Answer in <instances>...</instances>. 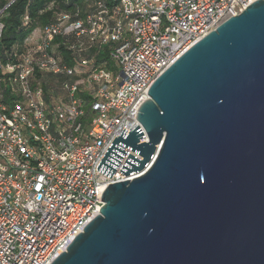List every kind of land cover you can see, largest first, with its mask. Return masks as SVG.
<instances>
[{
	"label": "built area",
	"instance_id": "built-area-1",
	"mask_svg": "<svg viewBox=\"0 0 264 264\" xmlns=\"http://www.w3.org/2000/svg\"><path fill=\"white\" fill-rule=\"evenodd\" d=\"M12 1L0 8V39ZM253 1L93 0L81 17L60 11L0 44V264H50L109 184L141 174L119 171L129 153L140 157L127 147L111 177L96 166L123 128L139 126L153 80Z\"/></svg>",
	"mask_w": 264,
	"mask_h": 264
},
{
	"label": "water",
	"instance_id": "water-1",
	"mask_svg": "<svg viewBox=\"0 0 264 264\" xmlns=\"http://www.w3.org/2000/svg\"><path fill=\"white\" fill-rule=\"evenodd\" d=\"M137 125L96 166L99 213L50 264H264V0L150 84ZM146 141L139 142L144 139Z\"/></svg>",
	"mask_w": 264,
	"mask_h": 264
},
{
	"label": "trees",
	"instance_id": "trees-1",
	"mask_svg": "<svg viewBox=\"0 0 264 264\" xmlns=\"http://www.w3.org/2000/svg\"><path fill=\"white\" fill-rule=\"evenodd\" d=\"M93 0H13L6 8V16L3 18L4 29L0 44L10 45L16 41H20L32 28L43 26L54 19L56 13L66 11L70 13L77 12L78 17L85 14L87 5ZM52 2V6L49 3ZM87 2V4H86ZM8 0H0V8L5 6ZM27 14L30 23L24 25L22 19ZM62 55L66 59L69 53L62 49ZM107 49L104 48L98 55V59H107ZM109 67L113 69V64L109 63Z\"/></svg>",
	"mask_w": 264,
	"mask_h": 264
},
{
	"label": "bare ground",
	"instance_id": "bare-ground-1",
	"mask_svg": "<svg viewBox=\"0 0 264 264\" xmlns=\"http://www.w3.org/2000/svg\"><path fill=\"white\" fill-rule=\"evenodd\" d=\"M144 170H141L140 173H142Z\"/></svg>",
	"mask_w": 264,
	"mask_h": 264
},
{
	"label": "rangeland",
	"instance_id": "rangeland-1",
	"mask_svg": "<svg viewBox=\"0 0 264 264\" xmlns=\"http://www.w3.org/2000/svg\"><path fill=\"white\" fill-rule=\"evenodd\" d=\"M10 0H8V2H9ZM88 1V0H87ZM86 4H87V2H86Z\"/></svg>",
	"mask_w": 264,
	"mask_h": 264
}]
</instances>
